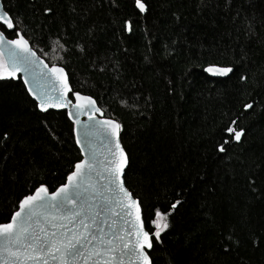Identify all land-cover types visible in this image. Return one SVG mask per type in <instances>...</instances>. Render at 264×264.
Segmentation results:
<instances>
[{"label": "trees", "instance_id": "obj_1", "mask_svg": "<svg viewBox=\"0 0 264 264\" xmlns=\"http://www.w3.org/2000/svg\"><path fill=\"white\" fill-rule=\"evenodd\" d=\"M2 2L21 23L0 30L24 34L121 124L146 229L179 201L152 264H264V0H142L145 13L135 0ZM75 136L66 110L43 112L20 76L0 78V223L40 184L66 182Z\"/></svg>", "mask_w": 264, "mask_h": 264}, {"label": "snow or ice", "instance_id": "obj_2", "mask_svg": "<svg viewBox=\"0 0 264 264\" xmlns=\"http://www.w3.org/2000/svg\"><path fill=\"white\" fill-rule=\"evenodd\" d=\"M135 6L141 13L146 10L142 0H135ZM20 23L18 17L0 9V28L14 30ZM14 37L9 39L0 31V78H15L23 72L28 92L41 110L67 109L69 119L78 126L75 142L84 158L75 163L67 182L52 192L40 184L19 200L7 222L0 223V264H152L147 250L153 247V237L159 241L169 227L168 215L179 201L167 212L154 209L148 223L155 230H146L141 205L121 179L127 164L119 139L121 124L97 119L96 114L103 113L96 101L72 92L62 67L44 63L20 31H14ZM205 71L223 77L233 68L210 65ZM225 131L236 141L243 133L232 126Z\"/></svg>", "mask_w": 264, "mask_h": 264}, {"label": "water", "instance_id": "obj_3", "mask_svg": "<svg viewBox=\"0 0 264 264\" xmlns=\"http://www.w3.org/2000/svg\"><path fill=\"white\" fill-rule=\"evenodd\" d=\"M0 9H2V10H4V11H6L5 10V7H4V5H3V2H2V0H0ZM138 9V8H137ZM139 10V9H138ZM145 12H146V10H145ZM145 12H143V13H145ZM15 30V29H14ZM0 31H2V30H0ZM8 31H13V30H8ZM22 34V33H21ZM22 35H24V34H22ZM24 37H25V39H27L28 41H29V45L32 47V45H31V43H30V40L24 35ZM15 38V37H14ZM9 39H13V38H9ZM33 48V47H32ZM33 50L36 52V54H37V56H39L40 57V59L41 60H43L44 61V63H46V64H48V66L49 67H51L52 65H50L34 48H33ZM58 67H62L63 69H64V71H65V73H66V75H67V77H68V82H69V85H70V88H71V90H72V92H73V88H72V86H71V83H70V79H69V74H68V72H67V70L63 67V66H61V65H57ZM210 66V65H209ZM209 66H207V67H209ZM212 66H219V65H212ZM206 67V68H207ZM205 68V69H206ZM206 72V71H205ZM208 75H210V76H212V77H219V78H226V77H228V76H230L232 73H230L228 76H214V75H212V74H210V73H208V72H206ZM16 76H20L21 77V80H22V82L24 83V79H25V74L23 73V72H18L17 73V75ZM29 79H31V77H28ZM24 85H25V83H24ZM33 87H36V85L35 84H33L32 85ZM25 87H26V89H27V91H28V86L27 85H25ZM29 93V92H28ZM81 95H83V96H90V95H87V94H83V93H81V92H79ZM29 95L31 96V98L33 99V100H35V97L34 96H32L30 93H29ZM90 97H92V96H90ZM93 98V97H92ZM69 99H71L72 100V102L73 103H75V97L73 96V98L71 97V94H69ZM94 100H95V98H93ZM36 101V100H35ZM96 101V100H95ZM37 102V104L39 103L38 101H36ZM96 105H97V107H99V105H98V103H97V101H96ZM40 108V107H39ZM100 108V107H99ZM101 109V108H100ZM41 110V109H40ZM50 110H55V111H61V110H66L67 112H68V110L67 109H57V108H48V109H46V110H41V111H43V112H45V111H50ZM96 118L97 119H112V118H108V117H104L103 116V114L101 115L100 113H97L96 114ZM79 119L80 120H82V121H85V120H87V116H80L79 117ZM78 126L77 125H75V129L77 128ZM80 131H81V134L83 135V129L81 128L80 129ZM119 139H120V136H119ZM120 144H121V147L124 149V147H123V145H122V143H121V139H120ZM78 147H79V149H80V146L79 145H77ZM85 147H87V144H85ZM124 152H125V155H126V158H127V164H126V166H125V169H124V172L121 174V179L123 180V182H124V186L127 188V186H126V184H125V180H124V175H125V171H126V169H127V167H128V164H129V158H128V155H127V153H126V151H125V149H124ZM82 154V153H81ZM84 158V156H83V154H82V159ZM66 182H67V180H66ZM128 189V188H127ZM55 191V190H54ZM128 191L132 194V192L128 189ZM50 192V191H49ZM132 196H133V194H132ZM133 198L134 199H136V200H138L139 201V199L138 198H136L135 196H133ZM139 203H140V201H139ZM141 205V204H140ZM141 209H142V207H141ZM142 215H143V213H142ZM147 230V229H146ZM153 242V241H152ZM149 255V254H148ZM150 257V256H149Z\"/></svg>", "mask_w": 264, "mask_h": 264}]
</instances>
